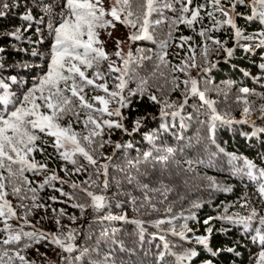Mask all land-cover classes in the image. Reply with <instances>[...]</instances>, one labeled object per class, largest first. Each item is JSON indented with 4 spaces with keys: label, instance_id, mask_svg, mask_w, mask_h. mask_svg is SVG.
Segmentation results:
<instances>
[{
    "label": "snow or ice",
    "instance_id": "snow-or-ice-1",
    "mask_svg": "<svg viewBox=\"0 0 264 264\" xmlns=\"http://www.w3.org/2000/svg\"><path fill=\"white\" fill-rule=\"evenodd\" d=\"M209 4L216 12L226 17L225 23L231 25L235 29V38L237 42L240 39L245 38L241 30L234 23L233 16L238 15L235 12L237 4H244L246 7L251 8V15L247 17L248 20L259 19L264 22V0H251V4H246V0H227L231 6V10H226L222 0H208ZM35 4V8L29 5ZM193 5V0H183L180 8L181 16L176 20H170L164 13L166 10H174L172 0H111V6L106 9L103 6V0H63L60 6V11L54 13L55 5L53 3H44L43 0H12L11 5L9 3H0V19L6 18L12 9H23L19 14V18L27 22L25 26L15 27L12 31H0V41L7 40L9 44L27 39L28 34L35 35V40H31L33 45L31 55L34 57H42L43 53L37 50L36 45H42L45 39L51 40L50 48L47 53L48 66L47 70L43 71L41 75L37 77L36 83L33 87L28 89L21 95L16 96L14 93L9 92V85L0 79V89L4 92L0 95V107L13 105L12 110L6 113L0 114V217H16V209L12 206L11 202L6 199L9 193L6 191L8 185H11L12 194L19 195L23 191L24 185H30L31 181L24 175L25 171L40 172L47 170V163L36 161L33 153H44L45 148L40 133H46L55 138L53 147L60 151V156L66 161H70L75 167L76 172L87 171L84 165L80 164L74 157L79 154L88 163L95 168L96 179L93 180L91 176L83 183L89 187L95 185L100 187L98 183L99 177L102 174L105 179L103 181V189L108 187V168L109 163H103L98 165L96 155H103L99 152L110 141L97 140V137H101L103 134L104 126H107L109 130L123 129L125 128L123 120L124 116L121 112V108L126 107L130 103V97L137 94H145L148 92V79L142 78L140 86L137 90H132L128 87L129 81L133 78V65L140 63L143 60L151 59L152 57L146 55L134 56L131 49L124 53L121 45L124 41L116 40V51L114 55L118 57L122 64L116 66V62L112 61L109 53L105 51V41L100 39L101 32L107 31L109 28H115L116 23L119 22L126 28L131 29L128 36V41L136 42L141 40L154 41L155 29L161 25H169L174 27L178 23L186 24L189 27H193L194 24L203 20L201 12L205 9L206 5L196 4ZM47 14L48 19L45 20L44 16L40 12ZM110 17V18H109ZM208 17L214 20V12H208ZM39 19L40 24L35 27L33 31V21ZM214 20V24H218ZM42 26V27H41ZM195 30V29H194ZM214 29H205L201 27L198 35L206 37L203 44V51L201 53L203 64L196 61L195 48L189 45V51L193 53L178 65H171L170 61L166 59L168 56L167 48L170 46V41L161 42V51L157 56L158 63L156 69L159 70L161 65L166 68H170V71L183 72L188 74V78L182 81L179 77L172 76L171 81H166L171 84V90L175 91L180 88L181 83L184 85L182 95L184 96L183 103L175 105L168 101H163L164 107L161 109V116H179L183 111L184 106L188 102L189 96L198 97L211 109V123L209 126V139L215 143V130L216 122L220 121L225 124L234 123H251L255 132L252 133L255 136L258 133H264V127H257L255 121H251L247 117L250 116L252 109L246 106L243 109L245 119L240 121L232 120L226 116L220 115L215 107V101L209 100L205 97L204 91L201 90L200 81L192 77L188 70L190 68H198L201 72H210L216 65L211 61L210 53H219L223 51L227 57L233 55L234 49L226 47V41L222 42L219 39L211 35H207L208 32ZM107 35L111 38L112 33L107 31ZM171 36V32L169 33ZM192 37L182 36L180 40L187 42ZM247 39H254L253 37H247ZM208 41H211L210 46ZM262 50H264V33L260 34V39L257 44ZM179 48L184 47V43L177 45ZM251 51V48L248 49ZM22 51H28V49H22ZM8 54V49L3 43H0V57ZM104 61H108V74L101 71V66ZM5 66L11 68L15 66V62L9 64L7 59H0V72L4 71ZM23 69H31L34 66L27 63H21ZM264 67V65H261ZM92 70V76L87 75L88 71ZM119 73L114 77V83L112 89L108 87V75L110 73ZM155 75V73H153ZM164 75L163 72L160 73ZM13 82H17L16 76L10 77ZM104 81L103 83H97V81ZM91 86L94 90H102L106 96H92L90 99L86 98L87 93L85 89ZM127 90V91H126ZM162 90V89H161ZM245 95L254 94L247 87L240 89ZM150 100L161 103V100L157 98L155 94H151L148 97ZM261 98L264 99V94H261ZM40 101V102H38ZM95 102H99L103 107H96ZM115 102L118 107L113 110L109 109V104ZM244 103L247 105L248 101ZM175 108L174 111H167L166 109ZM88 110L86 112V119L83 121L84 127L88 129L86 135L76 133L72 127L71 122L68 125H63L61 121L65 116L71 114L76 118L77 122L81 111ZM99 112L101 116L107 114V116L118 117V120H103L94 117L93 113ZM260 119L264 120V105L259 108ZM142 125V119L135 121V129L139 130ZM91 126V127H90ZM151 139V137H149ZM41 141V143H37ZM122 147L117 143L116 148ZM168 153H172V148H167ZM222 148L219 152H223ZM215 155V154H213ZM105 160L111 161L112 157H104ZM230 159L235 162L238 157L234 154H230ZM167 157H161L159 162L166 163ZM98 165V166H97ZM242 167L235 168L238 174L246 175L252 180H257L259 183V194L264 197V168H258L257 164L252 160L246 159L242 161ZM66 170V169H65ZM7 172V176L4 173ZM58 176L53 172L48 176L44 183L40 185L43 188L45 184H50L51 181L57 180ZM209 180L208 187L214 189L217 192H228L230 188L217 183L212 178ZM64 183V181H61ZM73 189L79 188L80 185L72 183ZM89 187L82 188L87 196L91 199V203L85 204H73V207H78L81 212L86 207H91L94 212H99L109 207L108 198L102 194H94L89 190ZM143 190V200L139 202V207L145 206L151 208L153 211H157L155 203H153V196L149 193L161 192L166 194L171 189L167 187L152 188L148 184L140 185ZM61 195L68 196V193L58 189ZM28 191L33 193L31 199L35 201L37 199L35 193L37 191L34 187H29ZM27 198V197H24ZM70 199L72 197H69ZM165 195V199H166ZM55 200L56 197H50ZM131 203L134 210H139L136 207L138 201L135 197L132 198ZM119 206V205H118ZM21 207L28 208L27 205H21ZM47 207L41 204L33 203L32 208ZM193 208L201 207L199 202H195L192 205ZM55 212L56 210L53 209ZM170 212L171 209L169 208ZM31 212V208H28V212L25 213V222H27V215ZM64 210L61 209L60 213L63 214ZM194 218V217H190ZM75 221L76 217H70ZM106 220H127L126 214L120 216L107 215L104 217ZM213 221H222L219 227L213 224ZM141 232V239L145 231L143 227V221L135 220ZM171 223L169 221H156L155 226L159 227L163 223ZM57 225H60L59 219L56 221ZM204 224L207 225L206 233L197 235L194 244L200 246L188 247L182 252L177 253L173 251V247L164 240V237H160L164 240V252L160 254V259L164 257L172 256L175 258V264H196V261L201 260L202 254L209 253L210 256H205L201 261V264H217L214 261V257L218 255H225L226 253H234L235 256H240L241 253L236 247L225 248L222 244L214 242L213 237L217 233H229L232 226H242L244 232L250 235L255 232L254 240H258L261 250L258 253V258L255 264H264V215L258 214L255 209L251 211L249 215L230 214L227 209L219 217H209ZM256 225H259L257 227ZM5 230L8 231V236L4 240L0 241L2 245L19 244L26 238L24 243V249L33 247L40 244L42 241H48L50 244L55 245L61 249L62 253L69 255H60V260L65 264H76L77 261H82L84 256L89 253V249L83 248L80 250L79 256H71L77 250L75 243L77 239V230L72 229L66 233H44L36 230L31 232H24L23 230L16 232L13 231L11 225H8L5 221ZM113 233L115 230H112ZM195 231L189 227L187 223L181 226V230L177 232L175 226L172 227L171 232L173 235L181 237L182 240L190 239L187 233ZM103 237H108L107 230L102 232ZM47 246V245H45ZM36 251L39 253V249ZM92 251H96L93 249ZM41 256H46V253H41ZM105 261L108 257L104 258ZM20 261V264H35V261H28L24 255H21L20 251L10 253L7 248H0V264H15V261ZM88 264H100L99 261L89 260ZM229 264H236L235 259L229 261Z\"/></svg>",
    "mask_w": 264,
    "mask_h": 264
},
{
    "label": "trees",
    "instance_id": "trees-1",
    "mask_svg": "<svg viewBox=\"0 0 264 264\" xmlns=\"http://www.w3.org/2000/svg\"><path fill=\"white\" fill-rule=\"evenodd\" d=\"M5 0H0V3H4ZM44 3H53L55 5L54 13L60 11V6L63 0H43ZM183 0H172L174 11H165V15L169 17L170 20H176L181 16L180 8L182 6ZM196 4H201L200 0H193V7ZM11 5V4H10ZM35 8V4L29 5ZM12 9L10 14L3 19H0V31H12L15 27L25 26L27 22L19 18L20 11H15ZM170 11V12H169ZM244 13L248 12V8L241 10ZM41 15L47 20L49 17L44 14L41 10ZM206 11L201 12L203 20L200 21V26L194 24L193 27L186 26L183 23H178L174 27L167 28L158 26L155 29V40L152 43H148L147 40H141L139 42L146 43L145 45H136L137 49L144 50L143 53L148 52V56L156 57L159 54L158 47L165 38H170L173 40L174 45H179L180 36L194 37L197 34L195 32L199 31L201 27L205 29H214L208 33L212 36H216L220 39H228L226 33H218L212 23H209V17ZM244 22V21H243ZM33 31L35 27L40 24L39 19L33 22ZM42 27V26H41ZM242 29L248 31V35L254 33H261L264 31V22L255 21L254 23L244 22L241 24ZM122 28V29H121ZM120 29L123 31L124 28ZM175 28H178L176 32ZM195 29V30H194ZM171 32V36L169 33ZM247 33V32H246ZM35 35L31 33L28 34L27 39H22L20 41H15L11 44L7 40L0 41L8 49V54L0 57V59H7L9 64L15 62L14 67L5 66L4 71L0 72V79L9 85L8 91L14 93L16 96L21 95V93L26 92L28 89L34 86L37 77L41 75L43 71L47 70V53L50 48L51 40L45 39L42 45H36L37 50L43 53L42 57H34L31 55V50L33 45L30 43L31 40H35ZM201 43L200 39L198 41ZM172 46V45H171ZM234 47L233 45H231ZM28 49V51H22V49ZM179 48V47H178ZM185 48V47H183ZM171 47L169 48V50ZM182 48L176 52L175 56L170 59L177 60L178 52L182 53ZM168 50V49H167ZM169 50L167 52H169ZM263 52V53H262ZM259 53H247L244 49H240L238 46L234 48L233 55L229 59L228 63L223 62V53L212 52L215 54L220 61L219 70L214 71L211 77L206 80V85L210 86L211 90H206L205 95L207 99L215 101V107L220 115L226 116L228 118L235 114L233 111H239L238 105L232 103L233 97L228 95L223 97V100L219 98V93L222 94V90L225 92L234 91L236 97L248 96V100H256L261 98V94H264V81L258 85L252 79L264 77V51ZM262 53V54H261ZM21 63H27L33 65L31 69H23L20 67ZM247 72V74L243 72ZM87 75H90L88 71ZM245 75V77H244ZM11 76L17 77V82L11 80ZM157 91H151L149 94H140L137 92L136 95L130 97V103L122 108L125 125L128 129L125 132L123 129H119L118 134L113 135L114 139H118V143L122 145L117 153H119L120 161H139L143 160L146 155H160L166 151L167 148L176 149V156L178 163L174 164L176 171L179 175H186L187 181L192 183V187H188L190 191L189 197L184 201V204L192 208V213L194 218H186L185 221L189 227L196 230L197 227L200 228L199 232L189 233L190 239L184 242V249L192 246L199 249L200 246L195 245L194 241L197 235L205 234L207 225L203 222L209 217H219L227 209L230 214L239 215H249L253 209L260 214L264 215V197L259 194V183L257 180H252L246 175L238 174L235 168L242 167V161L249 159L257 164L258 168H264V137H260V141L252 135L251 129L246 126H242L241 123H236L234 125L227 126L225 123L219 121L216 122L215 130V143L209 139V126L211 119L207 124L202 125V121L198 120L196 116V121L191 118L190 114L184 116L183 118L176 119L172 116H161L159 115V103L150 100L148 97L151 94H155L158 99H160L164 93L161 90L163 84L157 83ZM249 88L252 93L245 95L240 91L242 88ZM4 92L0 89V95ZM89 92H87V95ZM106 96V95H105ZM240 100V99H238ZM228 101L230 106L227 105ZM204 103L198 100L195 105L198 109H201ZM13 105H7L0 107V114L6 113L12 110ZM201 107V108H200ZM175 108L167 109V111H174ZM233 110V111H232ZM203 113V119L209 120L212 113L207 115L209 111L201 109ZM242 112H236V115H240ZM84 119V118H83ZM82 117H79L80 124H77L74 130H81V134L85 135L86 129ZM137 119H142V125L139 130L135 129V121ZM72 126V125H71ZM91 127V126H90ZM79 132V131H78ZM151 137V139H149ZM44 142L43 147L45 151L43 154L40 152H35L34 157L36 161L46 162L50 169H58L61 175L67 176L76 181H86L89 176L96 178L95 174H90V169L88 161L84 160V167L87 171H84L82 175L81 172L73 171V173L68 174L66 171L62 172L63 164L60 162L59 155L56 149L52 146L54 141L50 137H43ZM41 143V142H40ZM222 148L224 151L219 152ZM215 154V155H213ZM230 154H234L238 159L233 162L230 159ZM190 167L186 170L184 167ZM117 170L116 167H112ZM27 178H29L30 171H25ZM48 173V172H45ZM79 176V178H78ZM81 176V177H80ZM68 177V176H67ZM122 180L124 183H131L133 185H138L141 183V179L134 173L129 174L127 172L122 173ZM207 178H212V180L217 183L227 186L230 188L228 192H217L214 189L208 187L209 180ZM115 182V178L113 179ZM149 185V184H148ZM179 184H174L173 188H177ZM60 188V187H59ZM187 190V191H188ZM48 197L49 192H44ZM43 193V195H44ZM124 194L120 200H127L129 205L133 197L140 202V197H137V193L130 195L127 189L124 190ZM193 193L195 198H193ZM118 193L112 195L115 197ZM161 196V193H158ZM59 194L54 197H58ZM120 200L112 199V203L109 204L110 211L102 214L94 215L91 217L90 222H85L86 218L84 214L80 223L84 222V230L82 232V237L80 239L81 247L77 249L71 256H79L80 250L83 248L89 249V253L84 256L82 261H77L76 264H88L89 260L99 261L100 264H159L160 260L158 257L157 248H160V254L164 252V243L158 240L154 234L155 222L164 220L166 221L168 216L165 213L176 212L183 202H172L168 203L171 211H163L159 208L157 211H153L151 208L145 206L143 208L138 207L139 210H134L132 205L131 217H135L136 220L143 221V227L145 229L143 233V238L141 239L140 228L134 219L129 217L130 209L127 206H122ZM48 202V201H46ZM195 202H199L201 207L193 208L192 205ZM119 205V206H118ZM138 206V203L136 207ZM32 207V206H31ZM48 207H50L48 205ZM57 207L56 205L54 206ZM39 210V209H38ZM70 212L72 210L67 209ZM126 214L127 220H106L104 219L107 215L120 216ZM174 218L178 215L174 213ZM36 220L32 224L35 228L50 229L54 233H57L56 221L53 218L49 219L44 216L43 211H36ZM3 217H0V225L3 226ZM44 224L42 225L41 223ZM51 225H48L50 224ZM167 223V222H166ZM222 221H213L216 227H219ZM259 227V225H256ZM73 226L70 225V228ZM115 230L113 233L112 230ZM105 230L108 231L109 236L103 237L101 234ZM30 232V231H29ZM154 233V234H153ZM256 235L252 232L250 235L246 234L242 226H232L231 231L227 234L217 233L213 240L217 244H222L225 248L236 247L239 249L241 255L235 256L234 253H226L225 255H218L214 257V261L217 264H229V261L235 259L236 264H255L258 253L261 250V246L258 240H254L253 237ZM3 232H0V238H3ZM78 238V236H77ZM170 243L173 244L176 251V244L174 240L168 239ZM47 241H42L40 244L34 245L31 248L24 249L23 247L14 248L11 253L15 251H20L21 255H24L28 261H35V264H53L51 257L53 253L50 252L46 245ZM39 249V253L36 249ZM53 248V247H52ZM55 249V248H53ZM96 249V251H92ZM41 253H46V256H41ZM159 254V257H160ZM69 255V254H67ZM66 255V256H67ZM205 256H210L209 253L205 252L201 256V260L196 261V264H201V261ZM105 257L108 260L105 261ZM60 258V257H59ZM15 264H20V261L16 260ZM60 264H65L60 260ZM162 264H175V258L172 256H165L162 260Z\"/></svg>",
    "mask_w": 264,
    "mask_h": 264
},
{
    "label": "rangeland",
    "instance_id": "rangeland-1",
    "mask_svg": "<svg viewBox=\"0 0 264 264\" xmlns=\"http://www.w3.org/2000/svg\"><path fill=\"white\" fill-rule=\"evenodd\" d=\"M233 2H235V0H233ZM4 3H12V0H5ZM200 3L203 5H206L205 9L203 11L208 12H214V20L217 22H220L218 24H214V20L209 18V23H212V27L215 28V30L218 33H226V35L228 36V39H220L216 36V39L221 40L222 42L226 41V47H230V48H236L237 46L240 49H244L245 52L247 53H259L262 52L264 50H262L260 47L257 46L258 41L260 39V34L264 33V31H261V33H254L251 35H248V31L242 29L241 24L244 22H248V23H254L255 21H260L259 19H254V20H248L247 17L249 15H251V8L250 7H246L244 4H237L235 12L238 15H234L233 16V20L234 23L237 25V27L241 30L243 37L239 40V42H237L236 38H235V29L231 27V25L225 23L224 21L226 20V17H224L223 15H221L219 12H216L215 9H213L211 7V5L209 4L208 0H200ZM222 3L225 6L226 10H231V6L230 4H228L227 0H222ZM246 4H251V0H246ZM103 6L106 9H109L111 6V0H103ZM245 8H248V12H243L241 11L242 9L245 10ZM174 9V8H173ZM15 11H20L19 9H16ZM168 11V10H166ZM174 11V10H172ZM170 12V11H169ZM208 15V14H207ZM110 18V17H109ZM244 21V22H243ZM186 25V24H185ZM196 26H200L201 23L197 22L195 24ZM187 26V25H186ZM121 27L124 28V30L122 31ZM162 27H167L166 25H162ZM121 28V29H120ZM167 28H170V26H168ZM178 28H175L174 31L176 32ZM107 31H110L112 33V37L110 38L107 35ZM107 31H102L101 32V36L100 39L105 41L104 44V48L105 51L107 53H109L110 58L112 61L116 62V66H121L122 61L116 57L114 55L116 49V40L119 39L121 41H124V43L121 45V47L123 48L124 53H126L129 48L131 49L132 53L134 56H140V55H146L148 56V52L143 53L144 50H139L137 49L136 45H145L146 43H141L139 41L136 42H130L128 41V36L130 34V32L132 31L129 28H126L125 26H123L122 24H120L119 22L116 23V27L113 28H109ZM198 32H195L197 35L194 36L191 40L185 42H182L180 40V36L179 40L180 43H184V47L182 48V53L178 52V58H175L177 60H172L170 59L172 56H175L176 52L179 50V48L173 44V40L170 41V38H165L164 41H170V46L167 48L169 50V48L171 47V49L168 52V56L166 57L167 60L170 61L171 65H178L181 63L182 60H184L185 58H187L188 56L192 55L193 53H191L189 51V45H191L193 48H195V57H196V61L198 63L201 64V66H206L203 64L202 61V56L201 53L203 51V44L205 42L206 37H201L200 35H198ZM247 32V33H246ZM207 35H211V33H207ZM247 37H253L254 39H247ZM201 41V43H199L198 41ZM148 41V40H147ZM153 41H148V43H152ZM208 44L210 46L211 45V41H208ZM172 45V46H171ZM231 45H233L234 47H232ZM251 48V51H249L248 49ZM159 53L161 51V45L158 47ZM167 50V51H168ZM220 53H223L224 57H223V62L228 63L231 59L230 57H227L226 53L223 51H220ZM263 53V52H262ZM261 53V54H262ZM218 54V53H216ZM158 56V55H156ZM211 61L216 65L210 72L204 73L201 72L200 69L198 68H190L188 70V73L192 76L197 78L200 81V87L201 90L204 91V93H206V90H211L210 86L206 85V80L208 78L211 77L212 73H214V71H218L219 70V61L220 59L214 55H212V52L210 53V57ZM158 63V59L154 56L151 59H147V60H143L138 64L133 65V72H134V76L133 78L129 81L128 87L131 88L132 90H137L138 87L140 86V82L142 78H146L148 79V94L153 91L156 92L157 88H156V84H163L162 90H164V93L162 95V97L159 99L161 100V103H159V110L158 112L159 115H161V109L164 107L163 101H168L169 103H173L175 105H179L181 103H183L184 100V96L182 95L183 90H184V85L181 83L180 88L176 89L175 91L171 90V84L166 82V81H171L172 76H177L179 77V80L182 81L184 79L188 78V74L183 73V72H171L170 68H166L163 65H161L160 69L157 70L156 69V64ZM48 64V62H47ZM108 61H104L102 66H101V71L108 74ZM90 71V77L92 76V70ZM163 72L164 75L161 76L160 73ZM248 71H244L243 73L247 74ZM153 73H155V75H153ZM119 75V73H110L108 75V87L111 90L114 81V77ZM245 77V75H244ZM256 85H258L259 83H262L264 81V77L262 78H256V79H252ZM104 81H97V83H103ZM127 91V90H126ZM85 92H89V94L87 95L86 98L90 99L92 96H97V95H101V96H105L106 94L102 91V90H94L91 86H89L88 88L85 89ZM222 94L219 93V98H221L223 100V97L228 95L229 97H233L232 99V103H235V105H238V110L241 111L242 113L238 116L236 115V112L239 111H233L235 112L234 115H232V117H230V119L235 120V121H240L245 119V115L243 112V109L248 106L252 109L251 114L249 117H247L248 119H250L251 121H255V124L257 127H264V120L260 119V112H259V108L261 105H264V99L260 98V99H256V100H248V96H244V97H236V94L234 91L231 92H225V90L221 92ZM141 94V93H140ZM205 97L207 98V95H205ZM240 99V100H238ZM198 100H200L198 97L195 96H189L188 98V102L187 104L184 106L183 111H181L179 116H176L175 118H183L184 116H188L190 114L191 118L194 119L196 121V116H198V120L202 121V125L207 124L210 121V116H209V120L207 121L206 119H203L201 116L203 113L201 111V109L207 110L209 111L208 114H210L211 109L204 104L202 106L201 109H198L197 106H195L198 103ZM247 100L248 104L246 105L244 103V101ZM201 101V100H200ZM40 102V101H38ZM203 102V101H202ZM227 105L230 106V103L228 101ZM204 103V102H203ZM95 106L96 107H103L102 105L99 104V102H95ZM116 107H118V105L113 102L109 104V109L113 110ZM167 110V109H166ZM176 110V109H175ZM88 110H83L81 111L80 117H82V119H86V112ZM218 111V110H217ZM121 112L123 113V109L121 108ZM94 117L99 118V119H103V120H107V119H111V120H118V117L112 116L109 117L107 116V114H103L101 116V114L99 112L93 113ZM124 116V113H123ZM83 119V120H84ZM71 122V127L74 130L73 127H75L76 129L78 127H76L77 124H80V121L77 122L76 118L73 117L71 114L67 115L64 117V119L61 121V123L63 125H68ZM197 122V121H196ZM220 122V121H219ZM124 126L126 128L125 125V117L123 120ZM222 123V122H221ZM236 124V123H234ZM234 124H226L227 126H232ZM242 126H246L247 128L249 127L253 132H255V128H253L251 123H241ZM75 131V130H74ZM79 131V132H78ZM75 131L76 133H80L81 134V130ZM119 129L113 128L111 130H109L107 128V126H104L103 129V134L101 137H97V140H104V141H110V143H105L104 147L102 149L99 150L100 153H102L103 155H96V158L98 160V165L99 164H103V163H109V168H108V187L107 189H103V181L105 179V177L101 174L99 177V181L98 183L101 185L99 188L96 187L95 185L89 187L88 185L84 184L82 181H76L77 179L72 180L69 175H61L62 173H60V171L58 169H50L49 167H47V170H42L40 172H34V171H30V177L27 178L29 181H31L30 185H24L23 186V191L19 194V195H13L12 194V188L11 185H8L6 191L9 193V195L6 197L7 200H9L12 204V206L16 209L17 212V216L16 217H3L4 221H3V226L0 225V232H3L4 237L0 238V241L4 240L5 238H7L8 236V231L5 230V221L7 222L8 225H11V228L13 231L19 232L21 230H23L24 232H31V231H42L44 233H54L53 231H50V229H45V227L43 229L41 228H35L34 225L32 224V222L34 223V221L36 220V211H43L44 216L46 218H53V221H57V219H59L60 221V225L58 226L57 223L55 222L56 226H57V230L56 232H63L66 233L72 229H76L77 230V236L78 238L76 239L75 243L77 245V249H79L81 247L80 245V239L82 237V232L84 230V223L85 222H90L91 217L94 215V213H96L97 215H102L108 211H110L109 209L105 208L99 212H94L93 209L91 207H86L85 210L83 212H81V209L78 207H73V204L79 203V204H85L88 205L91 203V199L87 196V194L82 191V188L85 187H89V190L92 191L94 194H102L104 196H106L108 198V202L109 204L112 203V199L114 200H120V198L122 197V195L124 194V190L127 189V192L130 193V195L134 196V193H137V197H140V199L143 200V190L140 187V185L143 184H149L150 187L152 188H162V187H167L169 189H171L170 191H168L166 194H162L161 192H154V193H149V195L153 196V203H155V206H157V208H159L160 210L166 211L168 210L170 207L168 205V203H172V202H183L182 205L180 207H182L181 209H178L176 212H170V213H165V216H168L166 221L171 220V223H163L161 224L159 227H155V234L154 236L158 239L161 240L160 237H164V240H166L169 245L173 246L172 243L169 242L168 239H172L175 241L176 244H179L178 246H176V252L180 253L184 250V242H187L188 239L186 240H182L181 237L177 236V235H173L171 232V229L173 226H175L177 232H179L181 230V226L183 224L186 223L185 219L189 218L192 220V218L190 217H194V214L192 213V208L188 207L187 205L184 204V201L189 197V195L191 194L190 191L188 190V187H192V183L187 181L186 175H179L176 171V168L174 167L175 163H178L177 159H175V156L177 154L176 149L172 152V153H168L167 151H165L164 153L160 154V155H146L144 156L143 160H137V161H120V157H119V153H117L119 150L116 148V144L118 143V139H114L113 135L115 137V135L118 134ZM87 130L85 135L87 134ZM39 135H41V137H50L51 139H53V141L55 140L54 137L47 135L46 133H40ZM256 139L258 141H260V137H264V133H258L255 135ZM43 141V139H42ZM41 141H38L37 143H40ZM60 151H63V149H61ZM60 151L56 152L59 155L58 157L60 158V162L63 164L62 167V172L66 171L68 174L73 173V171H75V167L70 161H66L64 159L61 158L60 156ZM34 155V153H33ZM107 156H111L112 159L111 161H107L104 159V157ZM167 157V161L166 163L164 162H159L161 157ZM75 159H77L79 161L80 164H84V158L82 156H80L79 154H77L76 157H74ZM179 164V163H178ZM89 165V169H90V174H95V168L94 166ZM97 165V166H98ZM112 167H116L117 170H114ZM186 168V170L190 167H184ZM66 169V170H65ZM127 172L129 174L134 173L136 176H138L141 179V183L138 185H133L131 183H124V181L122 180V173L123 172ZM48 172V173H45ZM53 172L58 176L57 180L51 181L50 184H45V186L43 188H40V185L44 183L45 179L52 175ZM84 173V171H81L82 175ZM5 176H7V172L4 173ZM24 175L27 177L26 172L24 173ZM81 177V176H80ZM92 177V176H91ZM79 178V176H78ZM115 178V182H113V179ZM93 180H95L96 178H93ZM61 181H64V183H61ZM72 183H76L78 185H80L79 188L73 189L71 187ZM174 184H179V186L177 188H173ZM29 187H34L37 189L35 195L37 197V199L35 201H33L31 199V197L33 196V193L28 191ZM60 187V188H59ZM58 189H62L63 192L68 193V196H64L61 195V192ZM188 190V191H187ZM44 192H49L48 193V197L45 195ZM132 192V193H131ZM44 193V195H43ZM115 193H118L115 197L112 198V195H114ZM158 193H161L162 195L159 196ZM59 196L55 199L52 200L50 199V197H54L55 195ZM165 195H166V199H165ZM27 197V198H24ZM69 197H72L71 199ZM193 198H195V194L193 193ZM48 201V202H46ZM141 201V200H140ZM120 202L122 204V206H127L130 211H129V217L136 220L135 217H131V213H132V203H130L129 205H126V203H128L127 200H120ZM33 203L35 204H41V205H45L47 206L45 207H41V208H32L31 206L33 205ZM21 205H27L28 208H31V212L27 215V222H25V213L28 212V208L25 207H21ZM48 205L50 207H48ZM57 206L56 208L54 206ZM139 207V201H138V206ZM39 209V210H38ZM53 209H55L56 211L54 212ZM63 209L64 212L63 214L60 213V210ZM72 210V212H70L69 210ZM174 213L178 214L175 218H174ZM84 214L86 220L83 224H81L80 219H82V215ZM75 216L76 219L75 221H73L72 219H70V217ZM42 225L44 224L41 223ZM48 225H51L48 224ZM70 225L73 226L72 228H70ZM200 228L197 227L195 232H199ZM194 232V231H193ZM191 233V232H190ZM187 235L189 236V233H187ZM191 237V236H189ZM164 240H161L164 243ZM26 242V238L24 240H22L19 244H11V245H2L0 244V248H7L10 250L14 249V248H19V247H23L24 243ZM46 245H48L47 247L49 248L50 252L53 253V256L51 257L52 259V263L53 264H60V255H67V253H62L61 249L56 247L53 244H50L48 241L45 242ZM55 249H53V248ZM77 251V250H76ZM157 255L158 257L157 260L160 259L159 254H160V248L158 246L157 248ZM173 251H175L174 247H173ZM73 254V253H72ZM162 264V260H160V263Z\"/></svg>",
    "mask_w": 264,
    "mask_h": 264
}]
</instances>
